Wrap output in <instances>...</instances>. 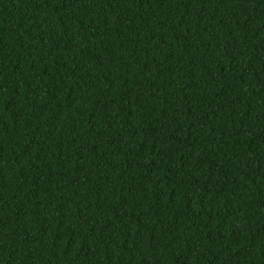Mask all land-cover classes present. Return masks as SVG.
Returning a JSON list of instances; mask_svg holds the SVG:
<instances>
[{"label":"trees","instance_id":"trees-1","mask_svg":"<svg viewBox=\"0 0 264 264\" xmlns=\"http://www.w3.org/2000/svg\"><path fill=\"white\" fill-rule=\"evenodd\" d=\"M0 264H264V0H0Z\"/></svg>","mask_w":264,"mask_h":264}]
</instances>
